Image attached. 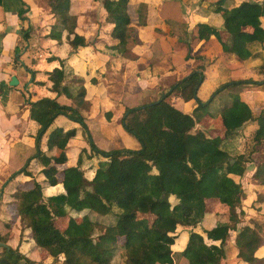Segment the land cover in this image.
Wrapping results in <instances>:
<instances>
[{
  "label": "trees",
  "instance_id": "16d2710c",
  "mask_svg": "<svg viewBox=\"0 0 264 264\" xmlns=\"http://www.w3.org/2000/svg\"><path fill=\"white\" fill-rule=\"evenodd\" d=\"M54 1L56 20L51 22L47 35L60 42L64 34L73 49L89 44L85 35L76 30L81 21L73 8L74 0ZM201 2L208 7L209 20L196 21L194 38L215 36L223 56L239 62L256 55L254 44L264 47V0ZM130 3L131 0H102L100 32L109 39L104 45L120 54L126 49L133 28ZM145 6L146 2L140 1L135 10L142 25ZM18 14L20 20L24 19L22 10ZM216 14L222 18L220 26L210 21ZM222 30L228 40L223 38ZM30 34V25L20 28L23 40ZM175 41L176 37L174 44ZM185 56L190 57L189 52ZM257 71L263 73L261 79H224L202 99L198 89L205 72L204 65L197 64L157 98L123 105L119 122L137 140V147L104 149L92 139L80 107L56 98L61 93L76 100L85 95L82 76L66 67L60 58L59 66L46 71L50 90L56 95L26 99L28 116L38 123L35 148L24 165L8 177L15 188L9 202L12 218L7 225L20 221L29 229L31 250L38 256L22 252L18 245L9 246L8 234L0 233V264H42L48 256L59 264H157L160 256L167 253L185 257L187 264H225L228 252L235 249L241 252L240 259L245 263L264 264V220L238 225L243 210L236 207L248 187H243L238 178L244 173L248 158L235 146L224 143L237 142V128L246 114L248 121L255 123V146L264 143V103L260 106L250 99L251 88L264 89V62ZM225 92L229 102H217V108H213L214 98ZM189 100L195 101L191 112L183 110L180 104ZM104 114L109 118L112 111L108 109ZM58 115L77 122L85 142L79 146L73 164L67 163V151L77 127L53 126ZM206 116L209 120L203 123ZM43 140L46 149L42 148ZM51 149L54 152L47 153ZM92 157L97 158V164L88 178L81 165ZM32 159L41 166L44 183L28 169ZM18 174L27 178L15 179ZM251 179L264 189V159L257 162ZM57 183L63 189L45 194V185ZM155 190L157 195L153 194ZM171 196L175 201L170 200ZM209 200L226 204L228 210L216 214L218 221L214 225L195 229L208 212ZM84 210L102 215L113 213L115 220L95 235L92 229L100 223L86 214L70 216L73 221L63 228L56 224L59 217ZM178 226L189 229L183 248L174 251L171 245L177 238ZM231 230L235 231L233 239ZM118 249L123 251V258L113 262Z\"/></svg>",
  "mask_w": 264,
  "mask_h": 264
},
{
  "label": "rangeland",
  "instance_id": "374dc122",
  "mask_svg": "<svg viewBox=\"0 0 264 264\" xmlns=\"http://www.w3.org/2000/svg\"><path fill=\"white\" fill-rule=\"evenodd\" d=\"M37 1L40 8L39 17L42 18L43 22L49 24L55 21L56 16L52 10V5L55 1ZM140 1L146 2L145 24L143 25L138 23L137 15L135 14V10ZM239 1L240 0H234L235 3ZM203 3L204 2H201V0H131L129 9L132 15L133 28L131 37L126 42L128 46L127 50H124L122 58H113L114 54H112L104 63V61L99 60V58L102 59L99 55V58L95 56L89 62H86L87 55L92 51L91 47L78 48L76 51H72V48L67 45L66 37H63V42L61 43L64 44V46L62 45L63 48L61 51L62 57L65 59L67 66L71 65L73 68H78V72L84 76L85 80L90 76L96 77L99 80L102 79L103 83L100 90L108 95V104L114 109L118 107L119 102H122L127 106H133L151 101L157 98L159 93L162 90L167 89L169 84L175 80L174 74L176 66L174 67V65H180L179 68L183 67V64H178L182 60V55L173 54V50L169 48L170 44H174L175 37V44H182L181 46L184 49V52H189V58L195 57L196 54H199L200 51L204 50L203 46L199 45L202 44V41L194 38L196 32V20L199 18H205L209 12L208 9H206L208 7ZM73 8L78 12V17L81 21L78 30L85 35L89 44H105L109 41L108 36L105 33L100 32L102 0H74ZM215 20L216 24L220 23L219 16L215 17ZM34 24L35 26H33L34 28L32 29H38V34H36V39L33 44H45V41H48V44H54V41H50L49 37H47V32H44L45 29H47V26L45 27V25L40 24V22ZM221 32L223 38L228 40L225 31L222 30ZM179 38L180 41H178ZM45 48L43 45L34 46L31 53L37 55V52L39 51H46ZM215 48L216 47L213 46L207 48L206 52L208 54L203 56V59H195L194 62H191V60L189 61V58L185 56L184 59L186 61L182 71L188 72L190 67H192V63L197 64L201 62L205 65V69L211 68L215 65L216 58H220L222 54L219 49ZM49 51L52 52L54 50L52 48ZM34 58L32 57V60H35ZM261 60V56H256V58L251 60L249 59L245 66L243 65L235 68L233 76L235 78H247L249 76L248 74H250V77H254L256 72L252 66L259 64L257 62H261ZM163 65L167 67L165 68ZM240 72L242 74L241 76L239 75ZM148 80H150L149 84ZM87 82L91 83L89 80H87ZM89 83L88 89L89 93H91L92 89H90L91 87ZM98 89L99 88H97V90ZM42 91L43 89L40 93L34 91L33 95L40 96ZM93 91H96V89H93ZM60 99L69 102V96L66 94H62ZM77 100H80V98ZM229 100V96L226 95V92L222 93L220 97L214 98L212 102L213 108H217V102H220V105H224L227 104ZM74 101L77 102L76 99H74ZM86 105L89 106L88 103H86ZM187 107L189 108V105ZM213 108L212 110L215 111L216 109ZM91 115H93V119H91L90 122L89 132L94 142L101 148L108 149L115 146H134L135 144L133 142H136L137 144V140L131 134L127 133L119 124L117 118L120 117V112L111 115L109 118H107L105 114ZM247 118L248 115H244L245 121L239 128H237V130H239L237 142L234 143L230 140L224 141L226 146H235L238 152H243L248 158V161L245 163L244 173L238 178L243 187L248 186L246 196L236 207V210L238 211L240 209L243 210L238 225L247 222L253 223L254 220H264V202H260L264 201V189L258 187L251 179V174L254 171L257 162L264 159V143L259 145L256 144L255 146L252 138L255 125L248 121ZM108 120L115 121L110 128L108 127ZM208 120L209 119L206 116L202 122L207 123ZM100 121L105 124V129L99 128ZM128 136L131 140L128 139ZM82 144H84V140L78 130V134L71 139L69 153L70 161L74 160L77 148ZM254 147L256 149H254ZM51 152L53 151H48V153ZM96 164V158L88 159L86 161L84 160L81 167L83 168L86 177L89 178L92 176ZM62 166L63 165H60V167ZM29 167L31 168L34 177L40 178L43 176L38 166L30 164ZM58 188V186H52L47 188L45 192H54L58 190ZM153 194L157 195L158 191H153ZM170 200L175 201L173 196L170 197ZM207 209L209 212L208 215L197 224L195 229L201 230L202 227H209L210 225L215 224L218 221L216 214L220 212L225 213L228 210V207L224 203L209 200L207 202ZM83 214H86L90 219H95L100 223L94 225L92 229L94 235L100 232L106 223L115 220V215L113 213L102 215L93 211L84 210L79 213L69 214L66 217H59L56 220V224L63 228L73 221L70 216L79 217ZM12 228L15 236H13L12 231H10L12 239L7 241V243L12 247L19 245L18 247L21 251L37 257L38 254L31 250L33 243L29 235V229L23 227V224L20 221H16ZM188 229V227L180 226L176 228L177 239L172 245V248L175 250L183 248ZM234 234L235 231L231 230L230 239H233ZM123 255V251L118 249L113 256V262L121 261ZM227 257L228 258L224 261L225 264H248L240 259L241 252L237 249L230 250ZM42 264H59V261L48 256L43 260ZM157 264H186V258L180 256L176 257L175 253H167L160 256Z\"/></svg>",
  "mask_w": 264,
  "mask_h": 264
},
{
  "label": "crops",
  "instance_id": "0c3cea01",
  "mask_svg": "<svg viewBox=\"0 0 264 264\" xmlns=\"http://www.w3.org/2000/svg\"><path fill=\"white\" fill-rule=\"evenodd\" d=\"M20 10H22L21 15L24 16V19L22 20H20L19 14H18V11ZM39 12H40V8H39L37 0H0V233L8 234L6 244H8L7 241L12 239V235H10L11 234L10 231H12L13 236H15V234L13 233L12 227L16 222V221H13L10 223V225H7V222H10L12 218L11 210L9 207V202L12 199V192L14 191V188H15L13 180L8 179V177L12 174V172L18 170L21 166H23L27 157L33 153L34 148H35L34 147L35 146L34 145L35 144L34 135L38 128V123L34 121L33 119L29 118L28 116V105L26 104V99L34 100L43 95H48L51 97L56 95L54 91L50 90L49 86L51 84V81L48 79L46 71L51 70L54 66H59L60 58L63 59L61 51L63 48L62 45L64 46V44H61V43L63 42V37H65L64 34L62 35V40L60 42H57L56 39L48 36L47 33H48L51 23L49 24L44 23L42 18L39 17ZM208 15H209V12L207 13L206 17L204 16L205 18H199L197 20L207 21L209 20ZM217 16H218L217 14L214 15L212 17V20L210 21L214 23L216 26H220L222 18L221 16H219L220 23L216 24L215 17ZM39 22L40 24H44L45 27L47 26V29H45L44 32H47L46 33L47 37H49L50 41H54V44H48L49 43L48 41H45V44H33L36 39V34H38L37 33L38 29H32V28H34L33 26H35L34 23L38 24ZM26 25H30L31 34L26 40H23L20 36V28ZM78 27L76 28V30L79 32ZM199 41H202V44H199V45H202L204 50L200 51L199 54H196L195 57H192V58L188 57L189 61L191 60V62L192 61L194 62V60L197 58L203 59V56L208 54L206 52L207 51L206 49L211 46L216 47L215 49H219L222 53L220 58H216L217 59L216 63L211 68L205 69V65H204L205 79L201 83L200 88L198 89V94L200 95L202 99L208 97L212 89L216 86L217 82H220L227 78L237 79L233 76L235 68L239 66H243V65L245 66L246 62L249 59L251 60V59L256 58V56H261L262 57L261 62H257V63L260 64L264 62V47L261 46L260 44L253 45L254 50L256 52L255 56L249 57L239 62V61L234 60L231 57L223 56L220 43L215 38V36L211 35L208 39H202ZM66 42H67V45L70 48H72L67 40ZM37 45L38 46L43 45L44 48L46 47L45 48L46 51H39L37 52V55L32 54L31 53L33 51L32 48ZM83 47H86V48L91 47V50H92L87 55L86 62H89L92 58H94L95 56L98 57L99 55L102 58L100 59L98 57L99 60L104 61V63L110 58V55L112 54H114L113 58H118V59L122 58L123 56L122 54L118 52H114L106 48L104 44H87L85 46L77 47L76 49L72 48V51H76L78 48H83ZM127 47L128 46L126 44L125 50H127ZM49 48L50 49L53 48L55 52L54 51L50 52ZM169 48L173 50L172 52L173 54L182 55V60L178 64H183V67L179 68L180 65H174V67L176 66V70L174 74L175 80L179 78L181 75L188 73L192 67H195L197 64H199V63L197 64L192 63V67H190V70L188 72H183L182 70L184 69V64L186 61L184 59L185 54H186L184 52V49L179 44H170ZM197 55H200L201 57H196ZM14 56H16L17 58L14 59ZM32 57L33 58L35 57L34 58L35 60H32ZM63 61L66 65L65 59H63ZM259 64L257 65L255 64L252 66V68L256 72L255 76L254 77L252 76V78L254 79H261V77H263L262 76L263 73H259L257 71ZM66 67L72 68L74 73L81 75L78 72V68H75V67L73 68L71 65L69 66L66 65ZM164 67L166 68L167 66H164ZM12 75H15L17 78L16 84L9 83L10 77ZM239 75L240 76L242 75L241 72ZM248 75H249L248 77L251 76L250 74ZM81 76L83 78V85L85 87V95L80 100H76L77 102H75L74 99L69 96V102H66L60 99V96L62 94L65 95V93H61L56 96L58 101L62 103H66V104H73L77 107H80L81 111L85 113L86 115V121H87L88 128L90 127L91 119H93V115L91 114H101L102 115L108 109L112 111V115H115L117 112L121 113L122 107L125 104L122 102H119L118 107L115 109L109 106L108 95L105 92L100 90L102 83H103L102 79L99 80L96 77L90 76L88 79L85 80L84 76L83 75ZM152 77H156V76H152ZM92 78H94L95 80H92ZM243 78H246V77H243ZM87 80H89L91 83L87 82ZM149 82L150 80H148V84ZM88 83L90 84V87H91L90 89H92L91 93H89ZM97 88L99 89L97 90ZM42 89L43 91L40 96L33 95L34 91L40 93ZM93 89H96V91H93ZM250 91L252 93L251 94L252 98H250L251 102L252 101L253 103L257 102V104L259 105L264 103L263 86H259L257 88H251ZM86 103H88L89 106H87ZM180 104L183 110L191 112L193 106H195V101L193 100L181 101ZM188 105H189V108L187 107ZM117 120L119 122V117L117 118ZM113 122L115 121L108 120L109 128L113 126L112 125ZM253 124L255 125V123ZM52 125L53 126L60 125L64 128L76 126L77 127L76 135L78 134V130L81 133L79 124L73 121L72 119L66 117L65 115H58L54 119ZM99 128L105 129V124L101 121H100ZM71 139L69 141V149L67 151V155H68L67 163L69 164H73L76 161V156L73 161H70L69 153H70V148H71ZM128 139L131 140L129 136H128ZM133 143L135 145L134 146L131 145L130 147L138 146V142L137 144L136 142H133ZM42 148L46 149L44 140L42 141ZM78 148H77V151H78ZM51 150L54 152V149H51ZM51 150H48V151H51ZM76 155H77V152H76ZM92 158H95V157H92ZM86 160L88 159H85V161ZM30 164H34L38 166L39 169L41 168V166L34 159L30 161L29 165ZM28 169L33 174L29 166H28ZM26 178L27 177L23 174H18L15 177V179H22V180ZM43 178L44 176L40 178L36 177V179L42 182H43ZM52 186L59 187L58 190L56 191L63 189L62 184L57 183L56 185H45L44 192L47 188H50ZM54 192H48V193L45 192V194H51ZM208 213L209 212H207L204 215V218L208 215ZM8 245L10 246V244ZM172 245L171 247H173ZM184 245L185 243L183 244V246ZM172 250L177 251L174 248H172Z\"/></svg>",
  "mask_w": 264,
  "mask_h": 264
},
{
  "label": "water",
  "instance_id": "95a60500",
  "mask_svg": "<svg viewBox=\"0 0 264 264\" xmlns=\"http://www.w3.org/2000/svg\"><path fill=\"white\" fill-rule=\"evenodd\" d=\"M9 83H10V84H16V83H17V78H16L15 75H12V76L10 77ZM0 244H3V242H0Z\"/></svg>",
  "mask_w": 264,
  "mask_h": 264
}]
</instances>
